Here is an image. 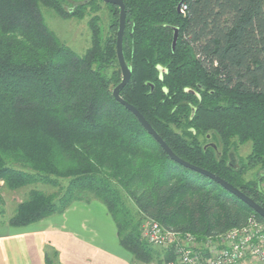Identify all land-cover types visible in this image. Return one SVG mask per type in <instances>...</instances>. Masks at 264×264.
Wrapping results in <instances>:
<instances>
[{
  "label": "trees",
  "instance_id": "trees-1",
  "mask_svg": "<svg viewBox=\"0 0 264 264\" xmlns=\"http://www.w3.org/2000/svg\"><path fill=\"white\" fill-rule=\"evenodd\" d=\"M100 1L0 0V187L31 186L6 224L25 226L76 201L98 200L130 263L146 264L171 253L143 237L145 220L198 241L251 215L264 220L215 179L171 159L114 98L122 77L118 6L105 2L106 36L99 16L90 14V45L81 54L59 39L42 13L47 7L63 18H83ZM122 1L131 75L120 96L177 156L264 207V0ZM246 141L250 153L238 158L237 144ZM257 165V179L245 181L247 168ZM45 262L62 264L48 254Z\"/></svg>",
  "mask_w": 264,
  "mask_h": 264
},
{
  "label": "rangeland",
  "instance_id": "rangeland-1",
  "mask_svg": "<svg viewBox=\"0 0 264 264\" xmlns=\"http://www.w3.org/2000/svg\"><path fill=\"white\" fill-rule=\"evenodd\" d=\"M98 3V10L93 12L94 10L89 8L83 18H63L54 10L47 7L42 8V13L47 26L56 33L59 39L81 54L90 45L91 31L88 25L90 14L94 13L99 16L102 34L104 36L109 34V8L105 5L104 1ZM68 5L71 4L67 3L66 7ZM207 143H211V141ZM235 150L238 158H246L251 150V142L246 141L237 144ZM261 171L258 165L252 168L248 167L242 177L245 181L257 179L258 173ZM38 187L50 190L49 187L44 185H38ZM260 187L264 191V178L260 181ZM30 188L31 186H26L10 190L1 185L0 228L8 226L6 224L7 219L13 214L17 203L27 198ZM123 196L128 206L134 209V205L129 197L126 194H123ZM145 221L142 223V227ZM37 228L48 231L47 234L52 237L45 240V242L43 240L44 259L45 255L48 254L53 262H61L63 264L64 260L66 261L68 258L67 248L72 244L75 245V261L79 260L83 262L85 258L86 264H105L104 256L98 253L105 250L117 253V248L120 255L124 254L130 259V255L123 248L119 249L117 247L118 239L112 233L115 230L114 222L105 205L98 200L90 202L76 201L63 212L50 215L26 226L28 232L30 230L38 231ZM67 235L70 237L67 238ZM203 242L205 241L197 240V243L200 245ZM77 247H80V252L77 251ZM155 247L163 249L159 246ZM146 264H157V261L152 260Z\"/></svg>",
  "mask_w": 264,
  "mask_h": 264
},
{
  "label": "built area",
  "instance_id": "built-area-1",
  "mask_svg": "<svg viewBox=\"0 0 264 264\" xmlns=\"http://www.w3.org/2000/svg\"><path fill=\"white\" fill-rule=\"evenodd\" d=\"M185 8V4H180L181 12ZM142 235L150 244L172 254L157 264H264V220L253 215L243 225L201 245L193 234L164 229L152 220L145 221Z\"/></svg>",
  "mask_w": 264,
  "mask_h": 264
},
{
  "label": "crops",
  "instance_id": "crops-1",
  "mask_svg": "<svg viewBox=\"0 0 264 264\" xmlns=\"http://www.w3.org/2000/svg\"><path fill=\"white\" fill-rule=\"evenodd\" d=\"M35 223V222H34ZM33 224V223H32ZM26 226H6L0 228V264H46L44 259L43 246L45 240L51 239L46 230H30ZM113 235L117 238L116 228ZM69 238L70 236H66ZM44 240V242H43ZM75 245L72 244L67 248L68 258L63 264H86L85 258L83 262L75 261ZM117 247L122 249L117 241ZM118 248L114 251H100V255L104 256L105 264H131L129 258L124 254L118 253ZM80 252V247H77Z\"/></svg>",
  "mask_w": 264,
  "mask_h": 264
},
{
  "label": "water",
  "instance_id": "water-1",
  "mask_svg": "<svg viewBox=\"0 0 264 264\" xmlns=\"http://www.w3.org/2000/svg\"><path fill=\"white\" fill-rule=\"evenodd\" d=\"M103 1L107 3L115 4L119 8V21H118V27H117V32H116V56H117L120 70H121L122 77H121V81L113 88L112 93H113L114 98L120 101L127 109H129L135 114V116L138 118V120L140 121L142 126L145 128V130L157 140V142L161 145L163 150L166 152V154L171 159L181 163L182 165L186 167L195 169L201 172L202 174L215 179L224 188H226L227 190L232 192L234 195H236L238 198H240L245 203H247L255 212H257L264 219V207L261 204L256 202L252 197L245 194L242 190H240L239 188H237L230 182L224 180L220 176L206 169L194 166L190 164L189 162L185 161L184 159L180 158L179 156H177L171 150V148L166 144V142L162 139V137L156 132V130L151 126V124L145 119V117L140 113V111L120 96L119 94L120 89L129 81V78L131 75V69L128 66L124 58V54H123V35H124L125 26H126L125 5L122 0H103ZM177 36H178V31L175 29L173 40H172V47L175 46V43L177 41Z\"/></svg>",
  "mask_w": 264,
  "mask_h": 264
}]
</instances>
